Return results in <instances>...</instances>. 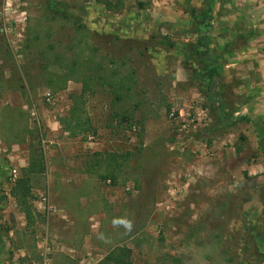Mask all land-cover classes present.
Wrapping results in <instances>:
<instances>
[{
	"label": "rangeland",
	"instance_id": "obj_1",
	"mask_svg": "<svg viewBox=\"0 0 264 264\" xmlns=\"http://www.w3.org/2000/svg\"><path fill=\"white\" fill-rule=\"evenodd\" d=\"M126 9L139 20L127 21ZM178 9L179 21L161 20ZM192 9L211 11L218 72L225 45L242 44L232 36L234 0H0V106H15L11 127L31 128L29 151L54 160L51 173L87 176L103 191L94 264L123 241L126 264H264L259 134L242 121L205 133L217 104L232 120L264 121L233 115L242 109L237 80L199 87L186 67L174 84L172 68L192 59ZM50 122L62 129L51 139Z\"/></svg>",
	"mask_w": 264,
	"mask_h": 264
},
{
	"label": "crops",
	"instance_id": "obj_2",
	"mask_svg": "<svg viewBox=\"0 0 264 264\" xmlns=\"http://www.w3.org/2000/svg\"><path fill=\"white\" fill-rule=\"evenodd\" d=\"M234 1L238 14L232 36L241 38L242 44L237 48L225 45L218 73L222 83L239 81L235 92L242 93L237 96L242 109L236 108L234 116L243 111L250 117L264 118V0ZM178 10L180 12L174 14L176 18L160 17L161 20L179 21V13L184 12ZM123 12L127 21L134 20L135 16L139 20V12L129 15L127 9ZM194 38L185 47L187 54H190L189 45L196 42ZM173 55L177 57L176 52ZM172 69L176 78L174 84L181 83L186 66ZM5 105L7 103L0 106V264H31L40 258L45 245L51 248L52 264H94V197H102L103 191L99 194L93 185H86L84 178L88 179L87 176L80 177L74 172L51 173L54 160L45 162L43 156L37 161L48 169L41 180L48 189L42 190L38 175L45 169L39 173L28 172L34 160V154L29 151V135H26L31 128H12L10 120L18 111H13L15 106L11 103L6 108ZM20 114L23 116V112ZM24 121L27 123L26 119ZM50 127L47 128L49 139L62 132L56 122H50ZM7 132L11 133V140L6 137ZM18 132L23 135L19 137ZM12 170L18 174L13 183L9 181ZM41 195L48 196L53 208L45 218L42 217ZM117 247L128 249L129 245L123 241Z\"/></svg>",
	"mask_w": 264,
	"mask_h": 264
},
{
	"label": "trees",
	"instance_id": "obj_3",
	"mask_svg": "<svg viewBox=\"0 0 264 264\" xmlns=\"http://www.w3.org/2000/svg\"><path fill=\"white\" fill-rule=\"evenodd\" d=\"M104 5H106L108 9L112 7L109 2H106V4L104 2ZM210 12V10H202L199 12L198 10L192 9L191 13L189 14V18L193 22V28L191 33L196 37V42L189 45V53L192 59L186 67L190 70L192 78L195 80V83H197L199 87L202 86L203 83L205 84V82H209L212 79H216L218 81L220 79L219 73L217 72L215 65L216 61L211 60L209 56L208 37L206 36V33L210 30ZM63 86L64 85L55 87L56 90L59 91L63 89ZM217 106L218 107L216 109H212L210 107L209 111L210 116L214 117L216 125L205 130V133H215L223 126L231 127L239 121H242L253 126V128L259 134L260 143L262 142L261 144L264 146V122L261 123L258 121H252L246 116H242L239 119L235 118L234 120H232L231 118H228L226 114H224V112L222 111V104H217ZM259 120L264 121V118H259ZM37 157L40 162L42 154H39L38 156L34 155V160L31 161L30 166L28 168V172L39 173L43 171V164L38 163L36 159ZM128 253L129 251L126 248H117L115 252H110V254L103 258L102 264H126Z\"/></svg>",
	"mask_w": 264,
	"mask_h": 264
},
{
	"label": "built area",
	"instance_id": "obj_4",
	"mask_svg": "<svg viewBox=\"0 0 264 264\" xmlns=\"http://www.w3.org/2000/svg\"><path fill=\"white\" fill-rule=\"evenodd\" d=\"M6 31H8V28H5V32ZM17 175L18 174L16 170H12L9 175V181L13 183L16 180ZM40 204H42L44 209V213H42V217L45 218L47 214L50 213L53 209L49 204L47 195H41ZM51 255H52L51 248L45 245L41 248L40 258L37 261L32 262L31 264H52Z\"/></svg>",
	"mask_w": 264,
	"mask_h": 264
},
{
	"label": "water",
	"instance_id": "obj_5",
	"mask_svg": "<svg viewBox=\"0 0 264 264\" xmlns=\"http://www.w3.org/2000/svg\"><path fill=\"white\" fill-rule=\"evenodd\" d=\"M262 143V142H261Z\"/></svg>",
	"mask_w": 264,
	"mask_h": 264
}]
</instances>
